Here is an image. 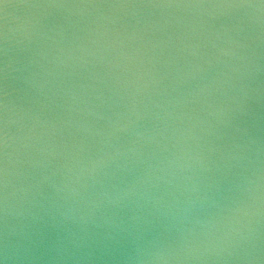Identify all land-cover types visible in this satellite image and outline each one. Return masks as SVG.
Segmentation results:
<instances>
[{
	"label": "water",
	"instance_id": "95a60500",
	"mask_svg": "<svg viewBox=\"0 0 264 264\" xmlns=\"http://www.w3.org/2000/svg\"><path fill=\"white\" fill-rule=\"evenodd\" d=\"M0 264H264V0H0Z\"/></svg>",
	"mask_w": 264,
	"mask_h": 264
}]
</instances>
